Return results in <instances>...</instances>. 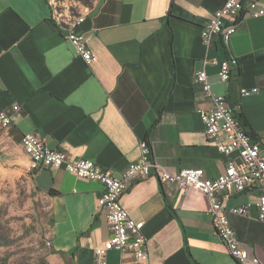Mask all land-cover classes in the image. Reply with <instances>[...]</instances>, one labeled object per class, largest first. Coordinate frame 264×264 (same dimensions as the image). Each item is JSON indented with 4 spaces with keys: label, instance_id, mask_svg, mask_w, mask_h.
<instances>
[{
    "label": "crops",
    "instance_id": "crops-1",
    "mask_svg": "<svg viewBox=\"0 0 264 264\" xmlns=\"http://www.w3.org/2000/svg\"><path fill=\"white\" fill-rule=\"evenodd\" d=\"M223 2L97 0L74 28L95 56L87 66L66 41L71 26L56 17L50 0H0V111L11 119L0 127V146L7 163L27 171L21 138L31 133L67 158L89 159L121 178L145 140L165 171L201 169L213 179L235 156L219 153L204 132L197 112L214 104L194 83L201 70L242 129L264 145V16L242 15L228 43L215 38L206 47L200 34ZM231 58L238 67L224 84L213 60ZM253 88L257 94L241 97V89ZM47 170L48 263L97 264L94 250L110 237L105 211L97 207L103 187ZM125 186L121 205L144 224L148 264H238L213 231L205 195L160 184L153 175ZM263 193L253 188L226 202L248 206L246 216L227 217L260 264L264 224L256 203ZM105 261L120 264L121 257L109 252Z\"/></svg>",
    "mask_w": 264,
    "mask_h": 264
},
{
    "label": "built area",
    "instance_id": "built-area-1",
    "mask_svg": "<svg viewBox=\"0 0 264 264\" xmlns=\"http://www.w3.org/2000/svg\"><path fill=\"white\" fill-rule=\"evenodd\" d=\"M242 15L263 17L264 3L260 0H224L223 5L205 24L200 34L202 43L208 47L215 38L228 43L236 33L237 22ZM82 20L79 17L70 24L65 39L72 46L76 57L90 66L95 56L86 45L84 37L74 31ZM213 63L218 65V77L224 84L229 82L233 70L238 67L236 58L220 62L213 60ZM194 83L200 86L204 96L214 104L211 110L197 112L206 136L219 153L235 156L224 171L213 179L206 178L201 169H185L176 173L165 171L153 161L145 140L139 143V158L128 165L121 178H117L110 170L89 159L67 158L63 152L48 148L42 139L31 133L22 136L21 146L29 158L27 173L33 179L43 169H63L79 180L97 182L103 187L97 207L105 211L110 237L94 250L97 264H106L105 257L109 252L120 255V264H148V241L142 233L144 224L130 218L121 205V199L128 180L144 179L150 175L155 176L160 184H175L184 192L192 189L205 195L209 202L213 231L228 255L238 264H260L237 239L227 217L228 214L246 216L248 206L227 208L226 202L231 194L264 188V145L247 135L223 96L212 93L204 70L196 73ZM257 93V88L240 90L241 97ZM13 109L18 111L19 107L14 106ZM10 124V117L0 111V127L6 128ZM256 207L257 219L264 224V193L259 196Z\"/></svg>",
    "mask_w": 264,
    "mask_h": 264
},
{
    "label": "rangeland",
    "instance_id": "rangeland-1",
    "mask_svg": "<svg viewBox=\"0 0 264 264\" xmlns=\"http://www.w3.org/2000/svg\"><path fill=\"white\" fill-rule=\"evenodd\" d=\"M96 1L50 0L56 17L68 24ZM4 150L0 146V264H47L45 196L26 168L7 163Z\"/></svg>",
    "mask_w": 264,
    "mask_h": 264
},
{
    "label": "water",
    "instance_id": "water-1",
    "mask_svg": "<svg viewBox=\"0 0 264 264\" xmlns=\"http://www.w3.org/2000/svg\"><path fill=\"white\" fill-rule=\"evenodd\" d=\"M35 185L38 189L48 193L52 184L51 172L47 169H43L34 178Z\"/></svg>",
    "mask_w": 264,
    "mask_h": 264
},
{
    "label": "trees",
    "instance_id": "trees-1",
    "mask_svg": "<svg viewBox=\"0 0 264 264\" xmlns=\"http://www.w3.org/2000/svg\"><path fill=\"white\" fill-rule=\"evenodd\" d=\"M238 121H239V120H238ZM239 123H240V122H239ZM242 128H243V127H242ZM247 135H249V134L247 133ZM1 245H4V244H3V242H2L1 239H0V246H1ZM47 264H49V263H47Z\"/></svg>",
    "mask_w": 264,
    "mask_h": 264
}]
</instances>
